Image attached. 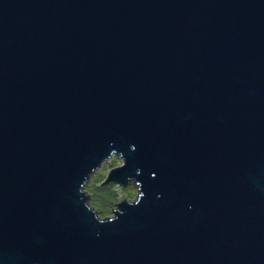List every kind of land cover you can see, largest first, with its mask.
Returning <instances> with one entry per match:
<instances>
[{
	"label": "water",
	"instance_id": "1",
	"mask_svg": "<svg viewBox=\"0 0 264 264\" xmlns=\"http://www.w3.org/2000/svg\"><path fill=\"white\" fill-rule=\"evenodd\" d=\"M0 264H264V0H0Z\"/></svg>",
	"mask_w": 264,
	"mask_h": 264
},
{
	"label": "rangeland",
	"instance_id": "2",
	"mask_svg": "<svg viewBox=\"0 0 264 264\" xmlns=\"http://www.w3.org/2000/svg\"><path fill=\"white\" fill-rule=\"evenodd\" d=\"M121 162L120 156L113 154L90 175L86 184L85 188L90 194L92 205L99 210L100 215H111L112 207H116V202L122 198H133L137 192L133 184L122 186L117 182L102 183L109 168Z\"/></svg>",
	"mask_w": 264,
	"mask_h": 264
}]
</instances>
